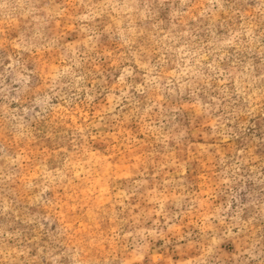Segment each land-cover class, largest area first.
<instances>
[{"label":"rangeland","instance_id":"1","mask_svg":"<svg viewBox=\"0 0 264 264\" xmlns=\"http://www.w3.org/2000/svg\"><path fill=\"white\" fill-rule=\"evenodd\" d=\"M0 264H264V0H0Z\"/></svg>","mask_w":264,"mask_h":264}]
</instances>
